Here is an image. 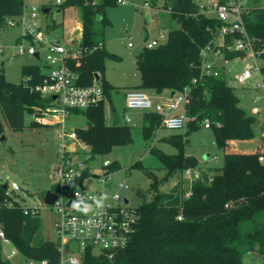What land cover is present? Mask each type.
Returning <instances> with one entry per match:
<instances>
[{"label": "trees", "instance_id": "1", "mask_svg": "<svg viewBox=\"0 0 264 264\" xmlns=\"http://www.w3.org/2000/svg\"><path fill=\"white\" fill-rule=\"evenodd\" d=\"M228 1L219 0V3ZM115 5H119L117 0H67L59 5L61 12L66 7L80 10L82 32L78 46L87 53L78 61H69L79 75V84L90 86L99 73L105 95L100 106L77 112L87 117L88 127L76 131L79 139L90 148V157L82 162V178L65 189L67 197L81 190L91 176L87 167L89 161L116 143L132 141L128 127L105 123V103L115 88L104 78L105 61L121 60L106 49L105 42L106 7ZM151 5L171 9L170 17L180 28L169 32L166 43L155 48L145 46L137 54L140 89L156 94L180 93L189 86L186 108L198 119L197 123L189 125L192 127L189 131L200 129L201 122L206 119L219 123L220 127L213 129L216 143L224 151V165L217 169L206 168L202 178L192 183L188 189L191 195L186 197L188 190L183 187V173L188 168H199L196 157L186 154L189 131L167 139L177 148L176 154L169 155L153 148L151 151L159 158L165 176L157 178L145 169L151 175L150 186L146 193L140 194L141 203L137 208L140 220L130 244L113 258L89 246L81 252V264H247L233 244L244 239L250 250L258 247L264 254V224L255 220L258 214L264 213V164L259 161L258 154L232 153L228 147L232 141H250L256 137L257 116L240 106V98L227 84L222 70L218 77H207L192 85V80L201 74V53L218 38L222 23L215 16L204 13L199 0H163L162 3L152 0ZM44 8L49 10L48 16L52 15L50 6ZM25 9V0H0V29L8 19L21 16ZM243 19L249 35L257 40L258 57L264 60V0L249 9ZM59 26L61 24L55 21L46 25L48 32ZM232 41V37H227L226 47L231 46ZM76 43L77 38L72 39V45ZM224 57L229 61L245 57V54L226 49ZM45 69V65L24 66L19 84L8 82L4 72L0 74V137L6 131L3 119L11 132L21 133L26 129V115L31 116L36 107L48 105L49 100L33 90L43 84L47 75ZM161 123L159 114H145V135L159 129ZM29 127L41 125L32 121ZM136 167L144 169L141 162H137ZM117 169L116 165L114 170ZM58 190V186H54L53 191ZM18 198L15 191L9 193L8 188L0 185V203L6 199L14 202L11 208L0 207V232L14 249L32 262L60 264L61 249L56 242L42 238L40 216L25 214L24 204ZM179 217L182 220H178ZM250 221L255 223V229L243 235L241 224ZM0 264H11L3 254L1 237Z\"/></svg>", "mask_w": 264, "mask_h": 264}, {"label": "rangeland", "instance_id": "2", "mask_svg": "<svg viewBox=\"0 0 264 264\" xmlns=\"http://www.w3.org/2000/svg\"><path fill=\"white\" fill-rule=\"evenodd\" d=\"M66 1L64 0V2ZM162 1L159 0V3ZM127 2V4L106 7V49L121 57V60L107 59L105 61L104 78L115 87L111 90L110 98H107L105 103V123L108 126H114V115L117 114L120 118V126L129 128L132 141L126 144L116 143L105 153L96 155L93 160L89 161L87 167L90 169L91 176L85 180L81 189L92 193H104L107 196V203H113L112 197L120 195L123 199L129 200L132 206L138 207L141 203L140 194L146 193L150 186L151 178L146 170L152 172L157 178L165 176V172L161 170L162 164L159 158L151 150L156 148L169 155L176 154L177 148L167 139L177 134H184L192 127H187L185 130H169L160 127L151 134L145 135L143 120L146 112L125 109L126 94L139 91L141 85V75L136 65L137 54L152 40L158 38L160 32L163 31L166 34V39H159L160 42L166 43L169 32L180 28V25L170 16L167 18L157 17L154 15V11L143 7L146 2L151 3L152 0H127ZM25 3L27 9L39 7L41 11L44 6H50L52 15L45 17L41 14L43 29H46L47 23L52 24L53 21L61 26L45 33V38L49 42L60 41L65 44L66 41L70 42V39L79 37L77 28L80 21L79 8L66 7L61 12V6L56 4L57 0H25ZM240 3L245 8H254L257 4L263 3V0H240ZM148 15L152 16L151 20L147 19ZM10 21L11 19H8L5 27L0 29V50H2L0 53V74L4 72L8 82L19 84L23 79V67L26 65L44 66L45 54L44 50L40 48L41 61L35 56L18 54L17 47L22 44L27 45L29 42L22 37L20 27L11 26ZM129 44L132 46L130 47ZM248 64L261 66L264 65V60L255 61L247 57L229 60L226 62L224 75L227 84L236 90L240 98V106L247 111L260 110L264 108V90L256 89L260 77L255 76L254 80L250 82L254 91L245 90L244 94L247 99L241 98L244 89L236 79ZM146 92L152 97L156 95L152 91ZM255 96L259 98L256 104L250 101ZM261 113L264 119V109ZM127 117L131 119L130 122H127ZM3 121L6 125V140L0 142V185L9 187L13 182L17 183L20 187V190L16 191V194L20 196L17 200L28 206L40 207L42 238L46 241L57 242L59 236L55 225L60 215L57 211L44 205L43 196L48 191L55 192L53 186L56 181L53 178V173L59 165L57 149L60 142L58 136L60 129L42 125L38 128H30L32 118L30 115H26V129L21 133H13L7 127L4 119ZM67 126L73 129H86L87 117L84 114L75 113L67 121ZM263 133L264 130L260 131L250 142H230L229 148L233 151L257 149ZM261 138L263 139L262 146L257 152H264V137ZM186 139V154L196 157L199 168L217 169L223 167L224 151L216 143L213 128L202 126L198 130H191L187 133ZM79 144L77 153L71 155L74 163H82L90 157L89 147L80 139ZM229 148L228 151H230ZM206 156H209V159H206ZM213 157H216L217 161H213ZM106 160H109L113 165L104 168L103 162ZM137 162H141L144 169L136 167ZM116 165L118 169L114 170ZM106 174H108L107 177H105ZM94 176H99L100 179H96ZM103 181L112 184V187L104 189ZM119 183H124L126 187L119 188ZM74 211L77 214L91 213V210H83L82 206L81 209L75 208ZM256 218H259L258 223L264 224V213ZM254 229L253 221L241 225L243 235L254 231ZM233 245L240 250L247 264H264V254L259 251L258 247L250 250L244 239ZM70 248V254L74 257L80 256L79 242H72ZM11 250L12 247H7L5 254L10 253ZM94 251L97 252V249ZM31 263V260L17 250L11 260V264Z\"/></svg>", "mask_w": 264, "mask_h": 264}, {"label": "built area", "instance_id": "3", "mask_svg": "<svg viewBox=\"0 0 264 264\" xmlns=\"http://www.w3.org/2000/svg\"><path fill=\"white\" fill-rule=\"evenodd\" d=\"M118 4H127V0H117ZM203 12L207 15L215 16L222 26L219 30L218 38L207 45L202 51L201 58V74L200 77L192 80V85H197L200 80L207 77H218L220 75L219 60L224 57L225 50L241 52L245 57L251 58L255 61L261 60L255 50L256 39L252 38L246 25L244 23L243 15L251 8H245L240 0H230L226 4H220L219 0H199ZM64 0H57V5H62ZM87 4V2H86ZM96 4V1L93 2ZM143 7L154 11V15L161 16V13L171 14V9H165L162 6L153 7L151 3L146 2ZM47 11V12H45ZM49 10L46 8L41 11L39 7L25 9L24 13L14 19H11L9 24L11 26H19L22 32V37L28 40L27 45H20L17 47L18 54H28L35 56L41 61L40 48L44 50L45 72L46 78L43 84L35 87L36 92L42 95L43 98L49 100L45 107H36L31 114L32 121L42 125L59 128V139L57 149V158L59 165L53 173V178L56 181L54 186H58L59 198L57 202L51 206L53 210L60 215L55 227L58 238L61 239L62 245L60 247L62 252V259L60 264H81L82 255L74 257L70 254V244L74 241L79 242L81 252L87 247L91 246L99 252H104L110 258L120 250L125 249L131 242L135 227L137 226L140 215L137 210L138 207L132 206L130 201L125 202L120 195L112 197L113 203L106 202V195L101 192L92 193L89 191L76 190L73 196L67 197L65 189L71 184L82 178V163H74L71 155L77 153V146L79 145V137L76 129L67 126L68 119L75 113L86 111L91 108L100 106L104 100V90L101 83L100 74L99 80L96 76L90 86H82L79 84V75L73 70L69 61L80 60L85 57L87 51L79 48L78 41L81 38L82 25L79 22L77 43L72 45V39L65 44L60 41L49 42L45 38L46 29L42 27V15L48 16ZM42 14V15H41ZM227 37L233 38V44L226 47ZM166 39V34L160 32L159 37L152 40L147 47L155 48L160 46V40ZM131 47L132 45L129 44ZM2 50H0V53ZM264 52V51H263ZM262 68L264 65L248 64L243 72L236 77L238 83L242 86H247L252 82L255 76L260 77V82L256 86L258 90H264V79L262 78ZM190 94V87L187 86L182 92L167 100L155 103L151 97L145 92L134 91L126 95L125 109L127 111H145L146 113H157L162 118L161 127L169 130H185L190 124L198 122L196 116H191L186 108L188 96ZM244 95H241L243 98ZM259 98L254 97L253 103H258ZM184 106L183 110H178ZM178 112V113H177ZM259 109H252L251 114L257 116ZM130 122L129 117L126 118ZM204 128L220 127L219 123H212L209 119L201 122ZM264 137V133L261 134ZM260 137L257 150L262 146V138ZM67 140L72 141L70 145ZM259 161L264 164V152H257ZM217 161L216 157L212 158ZM112 163L109 160L103 162L104 168H109ZM205 169L202 168H188L183 173L184 189L188 190L194 181L202 178ZM104 182V189H106V182ZM119 188L124 189L126 185L119 183ZM9 193L20 190L17 183L13 182L9 187ZM191 192L188 190L185 194L189 197ZM71 199L78 200L81 203L83 210L87 207V211L91 210L89 214H77L73 206L70 208L68 203ZM102 200L101 205L96 204V200ZM45 205V204H44ZM13 207L14 202L6 199L0 207ZM46 206V205H45ZM24 213L31 216L40 215L39 206H28L24 204ZM178 220H182L179 217ZM2 239L3 254L8 260L16 254V249L11 246L10 241L5 237L3 232H0ZM7 247H12L10 253L5 254ZM31 264H37L32 262ZM41 264H47L42 262Z\"/></svg>", "mask_w": 264, "mask_h": 264}, {"label": "crops", "instance_id": "4", "mask_svg": "<svg viewBox=\"0 0 264 264\" xmlns=\"http://www.w3.org/2000/svg\"><path fill=\"white\" fill-rule=\"evenodd\" d=\"M161 16H163V17H165V18H167L168 16H170L169 14H165V13H162L161 14ZM160 16V17H161ZM151 17L152 16H150V15H148L147 16V19L148 20H151ZM80 22V21H79ZM67 42V41H66ZM228 60H226L225 58H221L220 60H219V62H218V64H219V68H220V70H222L223 72H224V70H226V62H227ZM263 66V65H262ZM243 72V71H242ZM241 72V73H242ZM240 73V74H241ZM240 74H238V75H240ZM237 75V76H238ZM262 78H264V75H262ZM251 83H249L246 87L245 86H242V85H240V86H242L243 87V89H244V91L242 92L243 94L242 95H244V97L242 98V99H245L246 98V95L244 94V92H245V90H250V91H254L255 89H253V88H251V85H250ZM258 90V89H257ZM139 91H141V92H145L149 97H151L152 98V100L155 102V103H158V102H161V101H163V100H167V99H169V98H171L172 97V93H169V92H165V93H163V94H156V95H154V97H152L150 94H148L146 91H143V90H141V89H139ZM129 93V92H128ZM127 93V94H128ZM126 94V95H127ZM256 97V96H255ZM247 99V98H246ZM250 100V99H249ZM250 101H252L253 102V98L250 100ZM183 108H184V106H182L179 110H178V112H180V111H182L183 110ZM264 109V108H263ZM263 109H260L259 110V113H258V115H257V119H258V124H257V134L258 133H260V131H262V130H264V119H263V117H262V110ZM177 112V113H178ZM248 113L249 114H251V110L250 111H248ZM77 114V113H76ZM147 114V113H146ZM69 120V119H68ZM144 120H145V117H144ZM144 120H143V125H144ZM87 127H88V125H87ZM233 142V141H232ZM250 142V141H249ZM68 143L71 145L72 144V141H70V140H68ZM231 143H229V145H230ZM80 145V144H79ZM229 148V147H228ZM229 152H232V153H239V154H256L257 153V149H253V150H251V151H242V150H231L230 148H229ZM89 151H90V148H89ZM107 184H110V183H107ZM54 187V186H53ZM112 187V184H110V188ZM109 189V188H108ZM263 213H261V215H262ZM258 215H260V214H258ZM257 215V216H258ZM256 216V217H257ZM255 220H256V222H259V218H255ZM243 224V223H242ZM241 224V225H242ZM242 231V230H241ZM249 233V232H248Z\"/></svg>", "mask_w": 264, "mask_h": 264}, {"label": "water", "instance_id": "5", "mask_svg": "<svg viewBox=\"0 0 264 264\" xmlns=\"http://www.w3.org/2000/svg\"><path fill=\"white\" fill-rule=\"evenodd\" d=\"M45 12H47V11H45ZM96 78H97V80H99V76H98V75L96 76ZM176 94H177L176 92H173V93H172V96H175ZM114 118H115V125H118V124L120 123V118H119V116H118L117 114H115V115H114ZM5 140H6V136H5V135H3V136L0 137V142H5ZM206 159H209V156H206ZM82 166H83V164H82ZM94 178H96V179H100L99 176H94ZM149 178H151V175H149ZM105 187H106V188H110V184H106ZM4 188L7 189L8 186L5 185ZM58 198H59L58 194H56L55 192H52V191H48V192L45 194V197H44V204H45L46 206H48V207H51V206H53V205L57 202ZM125 202L128 203V200L126 199ZM77 203H79L78 200H76V199H71V200L69 201V203H68V206H69L70 208H72L73 205H74V204H77ZM61 245H62L61 239L58 238V240H57V242H56V246H57L58 248H60Z\"/></svg>", "mask_w": 264, "mask_h": 264}, {"label": "clouds", "instance_id": "6", "mask_svg": "<svg viewBox=\"0 0 264 264\" xmlns=\"http://www.w3.org/2000/svg\"><path fill=\"white\" fill-rule=\"evenodd\" d=\"M103 199L101 200H96V204L99 206L101 205V202H102ZM83 203V201L81 200V203H77V204H74L73 206L77 209H81V204ZM85 211H87V207L84 208Z\"/></svg>", "mask_w": 264, "mask_h": 264}]
</instances>
